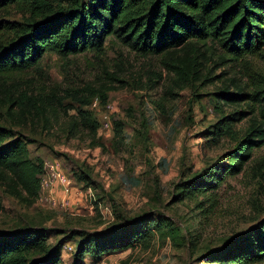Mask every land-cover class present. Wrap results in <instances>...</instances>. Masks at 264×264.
Returning <instances> with one entry per match:
<instances>
[{
  "label": "rangeland",
  "instance_id": "374dc122",
  "mask_svg": "<svg viewBox=\"0 0 264 264\" xmlns=\"http://www.w3.org/2000/svg\"><path fill=\"white\" fill-rule=\"evenodd\" d=\"M26 17L14 7L0 8V21L18 23ZM223 55L221 48L212 46L201 59L203 78L182 89L172 82L174 75L161 56H142L113 38L107 40L100 60L92 53L65 58L48 53L34 69L2 78L0 126L14 130L15 138L26 137L30 157L45 167L58 166L72 185L65 195L59 184L46 180L40 198L30 205L1 182L0 234L45 230L50 251L63 245L61 264H75L77 240L64 245L66 235L106 230L119 216L133 222L150 214L156 221L167 220L164 229L128 251L97 262L86 257L85 264H200L210 249L263 220L264 144L253 149L242 172L225 180L214 195L177 197L184 181L236 148L257 116L249 105L257 108L251 96L264 89V49L241 61L223 62ZM104 71L116 72L126 82L109 93L114 129L99 130L96 136L71 131L80 111H92L100 127L105 123L103 105H84L91 98L86 90L100 85ZM222 90L247 96L237 105L222 104L226 101L217 95ZM6 92L49 100L46 117L14 127L6 119ZM237 111L246 112V117L235 125L233 135L214 141L209 128ZM114 121L124 124L122 139L115 136ZM84 175L90 186L80 180Z\"/></svg>",
  "mask_w": 264,
  "mask_h": 264
},
{
  "label": "trees",
  "instance_id": "16d2710c",
  "mask_svg": "<svg viewBox=\"0 0 264 264\" xmlns=\"http://www.w3.org/2000/svg\"><path fill=\"white\" fill-rule=\"evenodd\" d=\"M56 1L0 0V8L14 7L28 16L18 23L0 21V80L34 69L48 53L64 58L92 53L100 60L107 40L113 38L142 56H161L164 67L174 75L172 82L182 89L203 78L201 59L212 46L224 51L223 62L258 56L264 49V0H66L65 5ZM201 49L206 51L202 53ZM118 71L123 69L119 67ZM125 83L116 72L104 71L100 85L86 90L91 98L84 105H91L97 97L106 105L114 85ZM217 95L226 101L222 104L231 105L247 96L243 91L231 94L226 90ZM5 96L6 119L14 127L25 126L31 118L36 121L46 117L49 100L33 98L26 92L19 96L6 92ZM251 100L258 103L256 109L249 105L257 116L243 139L216 164L184 181L179 199L214 195L225 180L242 172L253 149L264 144V89L252 95ZM245 117L244 111L224 116L207 133L214 141L233 135L235 125ZM114 125L116 138L122 139L124 124L114 121ZM70 129L96 136L100 122L92 111H80ZM15 136L14 130L0 126V183L11 195L31 205L42 190L45 166L30 157L26 137ZM80 180L91 185L85 175ZM164 220L156 221L147 214L130 222L119 216L113 227L96 233L71 232L63 244L77 240L75 264H85L86 257L97 262L148 240L153 231L164 229ZM48 240V233L42 229L0 234V264H61L63 245L50 251ZM262 262L264 219L210 249L199 263Z\"/></svg>",
  "mask_w": 264,
  "mask_h": 264
},
{
  "label": "built area",
  "instance_id": "2783aa9c",
  "mask_svg": "<svg viewBox=\"0 0 264 264\" xmlns=\"http://www.w3.org/2000/svg\"><path fill=\"white\" fill-rule=\"evenodd\" d=\"M92 106L94 108H99L102 106L101 100L100 98H95L92 102ZM105 110L104 113L102 114L105 118V123L101 124L100 127V131H103L104 133H108L109 131L112 130L113 125L112 123L109 122V116L112 113H115L114 107L112 105H110V103H107L106 105H103ZM48 181V183L50 185H54L59 184L62 187V190L64 192L65 195L70 194V190H71V185H72V181L71 179L64 173L61 171V169L58 166H55L53 164H49L48 167L44 168V174L41 177V186L42 188L45 185V181ZM89 194H91V188L88 190ZM41 195V193H40ZM39 195V198H40ZM52 195V193H50V196Z\"/></svg>",
  "mask_w": 264,
  "mask_h": 264
}]
</instances>
